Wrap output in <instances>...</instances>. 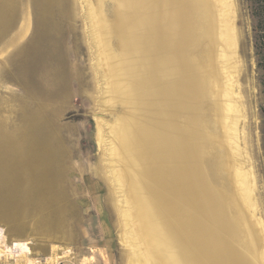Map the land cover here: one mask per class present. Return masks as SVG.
Here are the masks:
<instances>
[{
    "label": "bare ground",
    "instance_id": "bare-ground-1",
    "mask_svg": "<svg viewBox=\"0 0 264 264\" xmlns=\"http://www.w3.org/2000/svg\"><path fill=\"white\" fill-rule=\"evenodd\" d=\"M81 5L102 113L100 171L129 264H264L235 1ZM1 222L4 242L22 249L16 264L61 258Z\"/></svg>",
    "mask_w": 264,
    "mask_h": 264
},
{
    "label": "rangeland",
    "instance_id": "rangeland-1",
    "mask_svg": "<svg viewBox=\"0 0 264 264\" xmlns=\"http://www.w3.org/2000/svg\"><path fill=\"white\" fill-rule=\"evenodd\" d=\"M234 1L242 128L264 219V71L257 20L250 0ZM81 4L0 0V222L12 234L44 244L48 253L57 246L61 258L55 262L34 255L43 264H129L100 171L102 113L93 96L95 69ZM2 254L0 264H16L17 258Z\"/></svg>",
    "mask_w": 264,
    "mask_h": 264
},
{
    "label": "trees",
    "instance_id": "trees-1",
    "mask_svg": "<svg viewBox=\"0 0 264 264\" xmlns=\"http://www.w3.org/2000/svg\"><path fill=\"white\" fill-rule=\"evenodd\" d=\"M253 15L257 20L256 30V49L260 57H262V67L264 71V0H250Z\"/></svg>",
    "mask_w": 264,
    "mask_h": 264
},
{
    "label": "built area",
    "instance_id": "built-area-1",
    "mask_svg": "<svg viewBox=\"0 0 264 264\" xmlns=\"http://www.w3.org/2000/svg\"><path fill=\"white\" fill-rule=\"evenodd\" d=\"M0 243H1V248L2 250H4V252L2 253H6V254H9L10 258H16V256L18 254H21V247H15L13 246V243L9 242V243H6V245H4V241H3V235H0ZM0 253V257L3 256V254Z\"/></svg>",
    "mask_w": 264,
    "mask_h": 264
}]
</instances>
